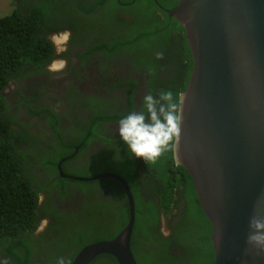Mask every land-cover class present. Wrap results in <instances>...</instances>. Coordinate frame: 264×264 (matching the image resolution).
I'll list each match as a JSON object with an SVG mask.
<instances>
[{
    "label": "trees",
    "instance_id": "trees-1",
    "mask_svg": "<svg viewBox=\"0 0 264 264\" xmlns=\"http://www.w3.org/2000/svg\"><path fill=\"white\" fill-rule=\"evenodd\" d=\"M28 1L24 9L19 6L0 17V258L7 259L9 264H56L58 257H64L71 264L83 246L111 239L122 229L129 215L125 192L111 178L84 182L57 177L53 182L46 179L42 185H36L27 171L30 159L40 160L37 165L51 168L52 175L57 173L58 159L35 157L30 150H19L25 136L12 129L14 122L20 123L2 96L8 79L25 65L50 59L54 43L47 37L48 32L92 29L98 34H89L92 30L85 34L78 32L86 36L80 42L78 34L73 33L70 44L83 45L85 49L91 46L88 52L103 50L104 54L107 51L114 54L118 48L129 45L138 46L142 58L138 60L139 71L148 75L149 89L156 95L172 96L178 111L179 94L187 87L193 61L185 29L166 13L179 0H79L72 6L65 0ZM62 2H68L65 12L70 19L63 15ZM52 17L57 22H51ZM82 96L78 92L74 94L75 100ZM45 110L43 107L37 112ZM129 111L99 113L95 109L92 125H87L83 117L75 128L73 143H58L55 153L59 157L68 155L72 145L81 142L80 149H83L87 138L93 136L112 143L110 136L95 130V125L121 119ZM88 133H91L89 137ZM172 144L158 159L145 161L131 156L119 138L113 152L99 153L80 167L82 171L71 172L66 162L62 169L82 177L93 176L101 170H116L126 180L134 200L130 249L137 264H213L211 223L202 210L191 176L185 167L175 163ZM139 164L149 172L147 179L136 177ZM54 183L55 189L46 193L47 200L39 203L43 189ZM101 184L107 187L102 190L97 186ZM149 189L154 192L146 195L144 191ZM58 197L60 201L78 200V203L70 211L56 208ZM40 214L45 216L44 221L52 214L54 221L44 234L38 233ZM66 214L71 216L68 231L63 232L58 221L67 220ZM161 214L170 218L164 226L165 237L159 232ZM111 215L118 224L122 220L124 223L111 224ZM53 230L57 232L55 237ZM89 264L117 262L111 255L102 254Z\"/></svg>",
    "mask_w": 264,
    "mask_h": 264
},
{
    "label": "water",
    "instance_id": "water-1",
    "mask_svg": "<svg viewBox=\"0 0 264 264\" xmlns=\"http://www.w3.org/2000/svg\"><path fill=\"white\" fill-rule=\"evenodd\" d=\"M166 13L185 29L193 61L179 95L173 155L191 176L211 223L213 264H264V254L246 245L250 219L264 218V0H179ZM58 170L84 182L117 180L129 207L120 233L87 244L71 264H89L102 254L117 264H137L130 249L134 200L126 180L110 172L82 177Z\"/></svg>",
    "mask_w": 264,
    "mask_h": 264
},
{
    "label": "flooded vegetation",
    "instance_id": "flooded-vegetation-1",
    "mask_svg": "<svg viewBox=\"0 0 264 264\" xmlns=\"http://www.w3.org/2000/svg\"><path fill=\"white\" fill-rule=\"evenodd\" d=\"M13 1L10 3L14 8L21 6L24 9L23 5L29 3L28 0ZM74 4L75 2L72 5ZM63 15L67 17L66 12H63ZM51 22H57V19L52 17ZM90 30L85 31L81 29L77 32H71L70 29L67 28L56 32H48L46 35L50 40L54 34L69 32L67 36L69 39L67 46L58 49L53 45V52H51L50 59L47 62L25 65L20 71L18 70L9 78L8 82L5 84L7 87L2 90V94L7 96L11 111L17 115L18 120L16 121L20 123L18 124L14 122L12 124V129L25 136L23 142L19 145V150H30L28 152H31L35 157H53L54 159H58L56 164L57 173L55 175L51 174V168L38 166L37 164H40V160L36 162L33 159H30V168L27 169V171L29 175L33 177L36 185L39 183L42 185L46 179L53 182L57 177L63 178L59 173L58 168L60 167L63 172L62 164L64 162H66V165L70 168L71 172H78L82 169L80 167L86 164L90 159L98 156L99 153L105 151H109V153L113 152L115 141L119 139L117 134L119 119L100 121L94 127L97 132L105 136H110L112 143L93 136L90 137V139L87 138L85 148L83 149H80L83 144L81 142L72 145L71 152L68 155L59 157L55 153V146L58 143H73L76 139V136L73 135H76L77 133L75 128H78L77 124L83 117H86L84 120L88 121L87 125H92L93 111L95 109L99 111V113H124L127 109L139 110L144 95L149 92L156 95L155 91L149 89L148 75L139 71L141 67L140 64H138V60H141L142 58L139 55L138 46L129 45L123 48H118L114 54H109L108 51L104 54L103 50H92L88 52L91 46H88L85 49L83 45H76L75 43L70 44L73 33H77L79 41L83 42L86 36H83L78 32L85 34ZM89 34L96 35L98 33L97 31L92 30ZM125 51H128V54ZM130 81L135 82L136 86L132 85ZM75 92L81 93V96L82 94L85 96L79 97V99L75 100ZM22 96H24V99L28 101V104L36 110L31 108L30 113L26 105H17V99L22 98ZM87 101L89 102L85 105ZM43 107L46 108L45 111L37 112ZM84 107H86V110H83ZM32 133L33 135L37 134V136L28 135ZM90 135L91 133L87 134L88 137ZM26 143H30V145ZM78 165V168H72ZM139 165L140 169L138 173H136V177L139 178V180L143 177L147 179L149 172L146 171L143 164ZM115 171L108 169L101 170L94 175L110 172L122 177ZM63 173L68 176H75V174ZM64 178L70 179L68 177ZM97 186L102 190L107 187L104 184ZM54 189L55 183L52 186L45 187L40 194L39 203L46 199V193L48 190L50 191ZM144 192L146 195H150L153 194L154 191L149 189ZM52 194L53 193L50 195ZM75 199L78 198L75 197ZM77 203L78 200L60 201L58 197L56 200V208L70 211V209L74 208ZM40 215L43 219L45 218L43 214ZM51 215L52 214L46 216L47 220L44 221L47 223L46 227L51 222ZM70 216L71 215L68 214L65 215L67 222H70ZM128 220L118 233L126 227ZM164 220L167 221L163 222ZM174 220H176V218ZM109 221L115 226H120L124 223V220H122L121 224H118L113 218V215L109 217ZM160 221L161 224L160 226L158 225L160 228L159 232L165 237L167 235L166 227L164 226H166L165 223L170 222V218L167 219V217L161 214ZM53 223L54 221L52 224ZM58 223L63 232L68 231L67 226L61 224L60 221H58Z\"/></svg>",
    "mask_w": 264,
    "mask_h": 264
},
{
    "label": "clouds",
    "instance_id": "clouds-1",
    "mask_svg": "<svg viewBox=\"0 0 264 264\" xmlns=\"http://www.w3.org/2000/svg\"><path fill=\"white\" fill-rule=\"evenodd\" d=\"M65 1H70L72 6L74 2L77 3L79 0ZM68 34L69 32H65L54 34L53 36L64 35L67 37ZM2 96L7 101V96L3 94ZM17 100V105H26L28 111L31 113L32 107L28 104V101L24 99V96ZM180 119L177 105L172 96L164 94L153 95L149 92L143 96L142 105L139 110H131L119 119L117 134L126 146L127 151L131 153V156L143 158L145 161L156 160L168 149L169 145L178 138L180 132ZM53 196L56 197L57 195L53 193ZM259 203L260 202H258V204ZM52 222L51 220L46 227L47 223H45L44 219L41 217L37 222L40 229L38 233L44 234L46 229L52 225ZM60 223L67 226L69 222L64 220L60 221ZM56 235L57 232L53 230V236L55 237ZM47 239H51V237ZM246 245L257 256L264 254V218L257 215L250 219ZM0 264H9V262L7 259L0 258ZM56 264H69V262L66 261L64 257H58Z\"/></svg>",
    "mask_w": 264,
    "mask_h": 264
},
{
    "label": "rangeland",
    "instance_id": "rangeland-1",
    "mask_svg": "<svg viewBox=\"0 0 264 264\" xmlns=\"http://www.w3.org/2000/svg\"><path fill=\"white\" fill-rule=\"evenodd\" d=\"M10 2H11V0H0V17L8 15L12 12V10L14 9V6ZM67 5H68L67 2H62L63 12L66 11ZM58 8L60 9L61 6L58 5ZM67 18L70 19L68 16H67ZM52 41H53L54 45L58 49H60L63 46H67L69 39H68V37H65L64 35H58L56 37L53 36ZM82 170L83 169H80V171H82Z\"/></svg>",
    "mask_w": 264,
    "mask_h": 264
}]
</instances>
